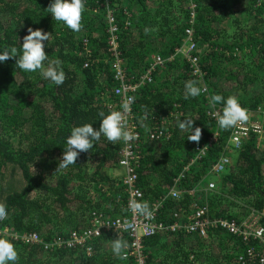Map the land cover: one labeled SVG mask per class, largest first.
<instances>
[{
	"label": "trees",
	"instance_id": "1",
	"mask_svg": "<svg viewBox=\"0 0 264 264\" xmlns=\"http://www.w3.org/2000/svg\"><path fill=\"white\" fill-rule=\"evenodd\" d=\"M109 1L85 0L77 33L46 11L51 0H0V50L10 46L19 50L29 28L43 30L51 34L44 42L46 54L60 59L65 72V82L56 86L38 72L16 68L17 58L0 63V203L8 211L4 225L19 235L35 233L43 241H11L18 252L17 264H135L134 258L123 259L126 249L121 256L113 254L112 240L119 237L131 245L127 234L115 231H104L84 245L52 246L59 238L90 230L101 215L111 220L129 216L120 165L123 141L111 143L101 136L75 164L59 170L73 127L92 124L98 129L101 112L122 110L115 94L120 81L109 52L110 12L116 16L127 82L141 84L157 55L166 61L151 71L150 82L131 93L140 135L134 143L137 186L145 203L151 207L177 187L180 200L165 201L159 220L169 221L176 213L185 220L195 205H207L212 219L242 223L254 214L264 226V148L253 133L240 148L234 147L230 140L234 127L221 129L210 115L212 107L222 112V103L211 101L217 94L225 99L235 95L251 114L264 111V0ZM189 28L194 30L192 56L198 60L199 73L178 52ZM188 81L202 89L199 96L184 98ZM185 118L201 129L198 143L178 128V121ZM216 133L218 139L211 143ZM197 149L205 153L191 164ZM221 158H228L231 165L226 172L213 174ZM15 168L20 181L10 175ZM210 180L217 184L213 191L207 188ZM241 203V213L233 212L231 208ZM143 247L147 264H239L238 259L249 248L257 249L258 242L216 229L209 239L183 231L161 232L145 238Z\"/></svg>",
	"mask_w": 264,
	"mask_h": 264
},
{
	"label": "built area",
	"instance_id": "2",
	"mask_svg": "<svg viewBox=\"0 0 264 264\" xmlns=\"http://www.w3.org/2000/svg\"><path fill=\"white\" fill-rule=\"evenodd\" d=\"M194 8L195 5H191V24L195 19ZM107 19L109 24V33L111 34V37L109 39V52L111 54V58L114 61V68L117 69L116 79L120 81V86L116 90L115 94L120 98L121 103H123L125 99H127L128 97H132L131 93L139 90L140 85L146 82H150L152 80L151 71H155L158 65H164L166 61L159 55H157L155 57L156 62L154 67L141 77V84L133 85L127 82L125 76L127 64L120 53V45L117 37L118 26L116 23V16L113 12H110L107 16ZM193 31L194 30L191 28L186 30V39L184 40L182 48L179 49L178 52L187 59L191 60L193 65L197 68L195 73H199L198 60L197 58L192 56V53L196 49L195 43L193 41ZM212 108L213 109L210 111V115L217 121L218 117L214 116L213 113H219L221 111L215 109L214 107ZM132 113L133 110L131 107V112L127 115L128 127L129 130L137 134L138 138L135 141H131L124 145V149L122 151L123 159L120 164L121 168L124 171L123 181L128 192L127 210L129 212V216L123 219L111 220L106 219V217H103L101 215L100 217L94 219L92 223L93 227L90 230L85 231L81 234L73 233L66 239L59 238L52 246L56 245L58 247H75L76 245H84L87 240L93 237L101 236V233L104 231H115L122 234H127L131 239V245L123 254V259L131 260V258H134L135 264H147L146 255L143 249V242L147 237L158 235L161 232L178 233L183 231L188 234H197L204 239H209L210 232L216 229H220L228 232L232 236L241 237L243 241L254 240L258 242L257 249L254 247L249 248L246 255L241 256L238 259L239 264H264V226L261 225L259 219L257 218H247L243 220L242 223H238L235 220L229 219H212L209 214V208L207 205H204L203 207L195 205L194 211L188 217H186L185 220L180 219L179 213L174 214V217L169 221L159 220L158 212L163 207L165 201H167L168 199L175 201L180 200L182 192L177 187L173 188L167 194V196H164L151 204V216H144L140 214L133 216L128 206L129 201L135 200L137 202L145 203V197L141 189L137 186L138 175L136 169H138V154L136 152V146H134V143H136L140 135L133 121ZM248 113V121L233 128V133L230 140L231 144L236 148H240L243 140L247 139L252 133L258 136L257 141L259 147L264 144V124L262 125L259 121L252 122L250 120V115L252 114L250 112ZM258 114H260V110H258ZM217 139L218 133L212 136L210 142L213 143ZM205 149H197V156L192 159L191 164H194L200 158V156L205 153ZM201 150L203 151L199 152ZM230 165L231 163L228 158H221L213 168L212 173L220 175L223 172H226ZM179 181L180 180L177 179L176 184H178ZM216 186L217 184L214 181L210 180L208 182L207 188L209 191H213L216 189ZM146 203L149 205L147 201ZM6 219L0 221V235L2 237L8 238L11 241L27 244H40L43 242L41 237L35 233L19 235L13 229L4 225L6 223ZM3 225L5 227H3Z\"/></svg>",
	"mask_w": 264,
	"mask_h": 264
},
{
	"label": "clouds",
	"instance_id": "3",
	"mask_svg": "<svg viewBox=\"0 0 264 264\" xmlns=\"http://www.w3.org/2000/svg\"><path fill=\"white\" fill-rule=\"evenodd\" d=\"M85 10V0H51L50 6L46 9L54 21L62 23L67 29L79 32L82 27V14ZM29 34L24 37L22 46L18 50L15 46L0 50V63L9 59H16V68L25 73H39V75L56 86L65 82V72L60 59H49L45 52V41H49L50 35L43 30L28 29ZM184 98H195L200 95L202 89L194 81L185 83ZM212 104L222 103V112L213 113L217 116V124L221 129L228 130L244 124L249 119L246 108L241 106L235 95L226 99L222 95H214L211 98ZM134 98L128 97L121 105L120 111H110L107 115L101 112L100 126L95 129L92 124H83L71 129L70 135L66 138V148L59 163V170L66 169L75 164L77 157L82 152H88L94 147V142L99 141L101 136L111 143L123 141L125 144L135 141L137 134L129 130L127 115L131 112V105ZM195 121L185 118L178 121L180 131H188L189 141L199 142L201 129L194 127ZM203 150L199 151L202 152ZM129 209L133 216L137 214L151 216L152 211L147 203L129 201ZM8 211L3 203H0V221L6 219ZM112 251L116 256H121L128 248L127 241L117 238L112 240ZM18 252L10 239L0 237V264H17Z\"/></svg>",
	"mask_w": 264,
	"mask_h": 264
},
{
	"label": "rangeland",
	"instance_id": "4",
	"mask_svg": "<svg viewBox=\"0 0 264 264\" xmlns=\"http://www.w3.org/2000/svg\"><path fill=\"white\" fill-rule=\"evenodd\" d=\"M258 115H259L258 114V111L256 112V114L250 115V117H251L250 120L252 122L253 121H259L263 125L264 124V111L260 109V115L259 116ZM12 138L15 139L14 137H12ZM15 144L18 145V141H16ZM261 148H264V144L261 146ZM15 169H16L15 170V172H16L17 171V168H15ZM38 171H39V169L35 170V172H38ZM15 172L14 173H10V175L13 176V177H16L17 180L20 181L22 176L20 175V173L18 171H17V174ZM7 180H10V177L9 176H8ZM240 207H243L242 203L239 206H233L231 209H232L233 212H239V213H241ZM251 216L252 215H250L249 217H245L244 220L247 219V218H250V219L257 218L260 221V218L258 216H255V215L252 216V217Z\"/></svg>",
	"mask_w": 264,
	"mask_h": 264
},
{
	"label": "bare ground",
	"instance_id": "5",
	"mask_svg": "<svg viewBox=\"0 0 264 264\" xmlns=\"http://www.w3.org/2000/svg\"><path fill=\"white\" fill-rule=\"evenodd\" d=\"M259 115H260V114H259ZM259 115H258V116H259Z\"/></svg>",
	"mask_w": 264,
	"mask_h": 264
}]
</instances>
